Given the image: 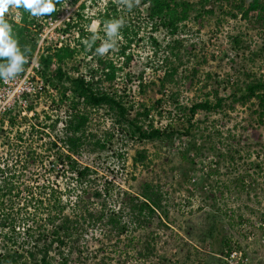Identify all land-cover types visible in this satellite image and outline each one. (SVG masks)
<instances>
[{
  "label": "rangeland",
  "instance_id": "374dc122",
  "mask_svg": "<svg viewBox=\"0 0 264 264\" xmlns=\"http://www.w3.org/2000/svg\"><path fill=\"white\" fill-rule=\"evenodd\" d=\"M185 1L194 8L175 35L165 30L152 32L143 18L134 19L126 22L127 40L120 30L115 48L103 55L118 59L120 63L123 58L115 55L125 47L126 55L131 57L128 69L119 74L114 83V88L121 94L125 93L124 99L133 106L131 118L137 112H143L144 108L156 107L157 101L162 99L158 110H152L148 119L140 118L143 129L150 125L163 128L169 121L167 113H173L170 106L173 100L179 106L187 107L208 97L212 100L210 93L215 90L227 100L232 92L242 87L246 73L264 80V30L253 23L254 14L248 20L243 19L239 11L233 9V0ZM105 2L80 0L73 4L69 0H61L57 7L58 16L76 18L79 13L84 19H91L87 29L97 32L100 30L97 19ZM82 4L84 9L81 11L79 6ZM10 9L11 15L14 8ZM232 14L236 17L233 18ZM119 20L123 21L122 18ZM84 25L82 23L85 28ZM54 26L35 17L32 32L36 41H40L38 34L42 31L44 43L50 46L62 32L63 41L67 44L76 38V30L55 28L56 31ZM101 31L104 36L98 37L103 41L107 39L106 27ZM151 37L157 41L158 47L151 43ZM170 45L174 48L169 50L167 47ZM95 58L80 53L76 58L77 64L68 63L65 71L73 75L71 68L76 66L79 73L85 75L87 69L93 67ZM41 66L48 89L41 99L28 106L33 114L12 117V127L0 124V169L5 172L3 178L15 175L16 183L29 181L35 193L39 190L37 185L44 182L66 196L75 188V180L61 169L56 157L59 151H66L62 143L63 130L72 112V100L69 92H65L64 97L61 95L63 89L53 80V61L46 69L42 62ZM172 68H176V73L162 90V73ZM126 73L131 74L132 82L125 81ZM141 76L143 87L138 82ZM160 92H163V97ZM255 111L254 103L249 102L244 106L236 104L232 109L225 106L219 113H199L194 119L201 124L191 132L193 139H204L207 143L201 152L203 156L213 155V146L222 152L226 147L237 151L233 166L228 170L229 176L220 178L221 181L230 180V191L216 200L212 211L202 206L199 197H193L187 191L193 189L191 184L181 185L179 181V175L185 168L184 162H180L179 152L188 141L182 137V132H179L175 145L141 140L131 133L125 122H118L105 110L91 111L85 132L89 140L76 157L80 165L94 171L91 185L86 190L93 193L110 182L127 195L136 196L143 183L149 182L161 191L167 215L161 221L163 224L154 220L149 228L128 233L119 239L113 233L110 239L106 238L109 228L101 231L97 227L88 228L78 245L83 252L80 256L75 253L73 258L76 261L70 264H264V119L262 123L258 122ZM23 117L27 119L26 123L22 122ZM143 150L147 155L144 166H134L132 158L135 152ZM224 171L220 169L221 173ZM241 176L246 177L243 184L247 188L243 192L240 191ZM18 200L14 201L20 205L22 202ZM121 200L108 198L106 204L108 208L117 210L119 202L122 219L128 221L127 210L122 208ZM91 201L99 203L101 200L94 198ZM15 209L17 206L12 211ZM22 211L34 212L32 208ZM38 217L34 216L35 222ZM212 218L217 227L213 232L215 239L210 241L205 235ZM9 237V231L0 228V253L10 247ZM131 238L133 249L127 246ZM146 245L153 248L151 256L140 260L136 252Z\"/></svg>",
  "mask_w": 264,
  "mask_h": 264
},
{
  "label": "trees",
  "instance_id": "16d2710c",
  "mask_svg": "<svg viewBox=\"0 0 264 264\" xmlns=\"http://www.w3.org/2000/svg\"><path fill=\"white\" fill-rule=\"evenodd\" d=\"M79 1L69 0L73 4ZM114 1L106 0L105 7L100 11L97 19L99 31H89L87 27L90 25L91 19H84L78 13L76 15L78 21L76 18L75 20L72 18L71 22L67 24V28L76 30L77 37L73 40L72 47L65 45L54 48L50 54L41 58L45 69L50 61L55 64L53 80L63 89L61 95L64 97L65 92H69L71 95L72 112L65 123L62 140L66 151H59L56 160L61 169H65L75 180L76 186L65 196L43 182L42 185H37L39 190L35 193L29 181L28 183H16L14 182L15 175L3 178L5 172L0 169V228L7 229L11 236L9 237L10 247L0 253V264H70L76 261L73 258L75 253L80 256L83 252L80 251L78 245L88 228L97 227L100 231L103 228H109L105 234L106 238L110 239V235L113 233L119 239L120 236L128 233L133 234L149 228L154 220L163 224L161 221L163 217L166 218L167 211L162 205L161 191L158 186L149 182L143 183L140 193L136 196L127 195L110 182H106L101 190L96 189L93 193L86 190L91 185L94 171L88 166L80 165L76 157L79 156L81 149L89 140L86 138L85 132L91 111L105 110L107 114L113 115L118 122H125L130 127L131 133L137 135L141 140L160 141L175 145L181 134L179 132H182V137L188 141L183 144L184 147H181L182 151L179 152L180 162L185 164L183 172L179 175V181L181 185L191 184L193 189H187V191L193 197H199L203 203L202 206L207 207L210 211L214 208L216 200L230 191V180L221 181L220 178L229 176L228 170L233 166L234 155L237 154V151L226 147L222 152L213 146L211 147L213 155L203 156L201 152L207 143L204 139L196 141L191 135V132L201 124L194 121L196 115L219 113L225 106L232 109L236 104L244 106L253 102L256 107L254 114L257 116V121L262 123L264 119V80L246 73V80L242 87L237 92H232L231 97L227 100L220 97L218 91L215 90L210 93L212 100L208 97L187 107L179 106V103L174 100L170 101L173 113H167L168 123L163 128H154L150 125L147 129H143L139 123L140 118L148 119L152 110H158L157 106L160 105L162 99L157 101L156 107L144 108L143 112H137L136 116L131 118L130 112H132L133 106L124 99L125 93L121 94L118 89L114 88L119 74L128 69L131 57L126 55L125 47L115 55L116 58H123L120 63H118L120 61L118 59L96 54V49L101 45L102 39L98 38L93 43L92 37L93 35L104 36L101 30L106 27L107 22L120 18L124 21L120 30L126 40L128 38L126 22L138 18H143L152 32L165 30L168 34L175 35L179 26L187 21L194 7L185 0H132L134 6L129 10L126 0H116L119 1L117 3ZM54 2L55 11L42 16L43 19L55 17L56 8L60 5L61 0H54ZM204 2L207 1H201V3ZM232 2L234 3L233 9L238 10L243 19L248 20L250 15L254 14L253 23L264 30V0H238V2L233 0ZM121 6L124 8L118 9ZM79 9L82 11L84 5H80ZM231 16L236 17L234 14ZM4 19L12 26L13 34L18 40L21 50L25 52L26 56L32 54L36 47V36L32 32L35 17L21 7L14 8L11 15L9 11L4 13ZM82 23L85 24V28ZM151 38V43L158 47L157 41L153 37ZM85 41L91 44V48ZM167 48L170 50L174 47L170 45ZM80 53L88 57H96L93 67L88 68L83 75L79 73L76 66H73L71 68L73 75H68L65 71L66 65L68 63L77 64L76 58ZM175 73L176 68L162 73L160 79L162 90ZM42 76L46 77L44 72ZM124 78L126 82H132L130 73H126ZM138 82L139 86L143 87L142 76L139 77ZM160 94L162 96L163 92ZM26 120L23 118L22 122L26 123ZM9 124L11 127L13 126L12 118H9ZM211 131L214 132L213 129ZM99 146L103 148L101 145ZM31 160L33 161L32 157ZM146 160V151H137L132 158V163L134 166H144ZM221 168L225 170L222 173L220 172ZM245 179V176H241L239 179L242 192L247 188L243 184ZM112 197L119 200L122 198L120 203L122 208L127 210L128 221L122 219L123 212L120 211L119 202H117V210L107 207L106 201ZM124 197L126 199L123 200ZM94 198L101 201L94 203L91 201ZM14 200H21V206ZM15 206L17 209L14 212L12 210ZM27 208H32L34 212L26 213L27 211H25L23 213L22 210H27ZM34 216H40L36 222ZM216 227L217 223L212 218L208 233L205 235L210 241L215 239L213 232ZM132 243L133 238L128 239L127 246L131 248ZM152 250L153 248L146 245L136 252V256L140 260L148 259Z\"/></svg>",
  "mask_w": 264,
  "mask_h": 264
},
{
  "label": "built area",
  "instance_id": "2783aa9c",
  "mask_svg": "<svg viewBox=\"0 0 264 264\" xmlns=\"http://www.w3.org/2000/svg\"><path fill=\"white\" fill-rule=\"evenodd\" d=\"M56 15L54 18L43 19L44 22H48L50 25H55V28L67 29V24L74 17H66L65 19L58 16V8H56ZM17 17V15H16ZM17 20V18H16ZM57 31V30H56ZM60 31V29H58ZM44 31H42L43 33ZM39 33L40 41H36V47L32 54L27 55V62L24 65L25 71L19 75L15 80L8 82L0 81V124L4 126L9 125V118L20 116H30L33 111L27 109L31 102L37 101L42 98L48 89L47 82L44 83L41 70V58L50 54L54 48H60L71 43H65L63 32L55 39V44L50 46L48 43H44V36ZM76 36V35H75ZM77 37V36H76ZM46 46V50L44 49ZM50 49V50H48ZM23 117V118H24Z\"/></svg>",
  "mask_w": 264,
  "mask_h": 264
},
{
  "label": "clouds",
  "instance_id": "9594fccd",
  "mask_svg": "<svg viewBox=\"0 0 264 264\" xmlns=\"http://www.w3.org/2000/svg\"><path fill=\"white\" fill-rule=\"evenodd\" d=\"M126 6L132 9V0H126ZM23 7L33 17L49 15L55 11L54 0H0V81L8 82L15 80L25 71L24 65L27 62L25 52L21 50L18 40L13 34L12 26L4 19V13L10 8L19 9ZM123 27L122 20H111L106 24V37L96 49V54L103 56L114 49L116 40L120 36V29ZM99 37L93 35L94 43ZM91 48V44L85 41Z\"/></svg>",
  "mask_w": 264,
  "mask_h": 264
}]
</instances>
